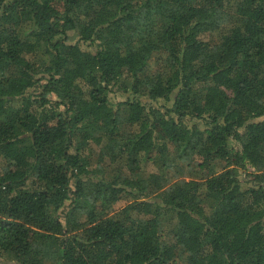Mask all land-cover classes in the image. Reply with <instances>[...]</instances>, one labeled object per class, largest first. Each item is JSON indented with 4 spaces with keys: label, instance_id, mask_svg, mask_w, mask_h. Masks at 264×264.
Masks as SVG:
<instances>
[{
    "label": "trees",
    "instance_id": "trees-1",
    "mask_svg": "<svg viewBox=\"0 0 264 264\" xmlns=\"http://www.w3.org/2000/svg\"><path fill=\"white\" fill-rule=\"evenodd\" d=\"M0 264H264V0H0Z\"/></svg>",
    "mask_w": 264,
    "mask_h": 264
},
{
    "label": "rangeland",
    "instance_id": "rangeland-1",
    "mask_svg": "<svg viewBox=\"0 0 264 264\" xmlns=\"http://www.w3.org/2000/svg\"><path fill=\"white\" fill-rule=\"evenodd\" d=\"M126 202L125 201H121L120 205L123 206Z\"/></svg>",
    "mask_w": 264,
    "mask_h": 264
}]
</instances>
